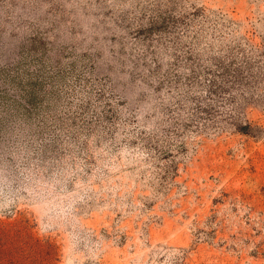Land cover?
Here are the masks:
<instances>
[{"label": "rangeland", "instance_id": "1", "mask_svg": "<svg viewBox=\"0 0 264 264\" xmlns=\"http://www.w3.org/2000/svg\"><path fill=\"white\" fill-rule=\"evenodd\" d=\"M0 264H264V0H0Z\"/></svg>", "mask_w": 264, "mask_h": 264}, {"label": "trees", "instance_id": "2", "mask_svg": "<svg viewBox=\"0 0 264 264\" xmlns=\"http://www.w3.org/2000/svg\"><path fill=\"white\" fill-rule=\"evenodd\" d=\"M209 82H210V87H211V80H209ZM212 84H214V83H212ZM213 92H214V90H211V93H213ZM197 108L200 109L201 112L206 110V108L204 106H201L200 104H199V106H197ZM236 129L239 132L247 133V134H250L252 131V127L250 126L249 123H244V124L239 123V124H237Z\"/></svg>", "mask_w": 264, "mask_h": 264}]
</instances>
